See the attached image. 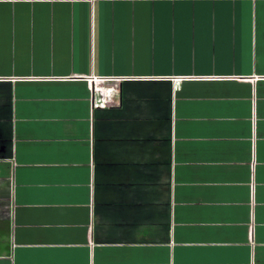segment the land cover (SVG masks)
I'll list each match as a JSON object with an SVG mask.
<instances>
[{
    "label": "crops",
    "instance_id": "0c3cea01",
    "mask_svg": "<svg viewBox=\"0 0 264 264\" xmlns=\"http://www.w3.org/2000/svg\"><path fill=\"white\" fill-rule=\"evenodd\" d=\"M0 264H264V0H0Z\"/></svg>",
    "mask_w": 264,
    "mask_h": 264
},
{
    "label": "built area",
    "instance_id": "2783aa9c",
    "mask_svg": "<svg viewBox=\"0 0 264 264\" xmlns=\"http://www.w3.org/2000/svg\"><path fill=\"white\" fill-rule=\"evenodd\" d=\"M102 90H103V88H100V91H102ZM112 90H113V88H109V89L105 90L106 94L102 95V93H101L100 100L95 103V106L110 105L111 104Z\"/></svg>",
    "mask_w": 264,
    "mask_h": 264
}]
</instances>
